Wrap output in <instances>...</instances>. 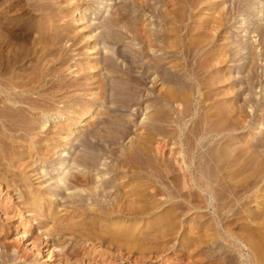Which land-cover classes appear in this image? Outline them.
Instances as JSON below:
<instances>
[{"label": "rangeland", "instance_id": "rangeland-1", "mask_svg": "<svg viewBox=\"0 0 264 264\" xmlns=\"http://www.w3.org/2000/svg\"><path fill=\"white\" fill-rule=\"evenodd\" d=\"M45 262L264 264V0H0V264Z\"/></svg>", "mask_w": 264, "mask_h": 264}, {"label": "bare ground", "instance_id": "bare-ground-1", "mask_svg": "<svg viewBox=\"0 0 264 264\" xmlns=\"http://www.w3.org/2000/svg\"><path fill=\"white\" fill-rule=\"evenodd\" d=\"M102 8H104V7H102ZM213 9L214 8H211L210 10H209V14H212V11H213ZM101 10H103V9H101ZM78 11H79V8H78ZM104 11V10H103ZM105 12V11H104ZM82 19V17H81V14L80 15H78L77 17H76V19H75V21L76 22H79L80 20ZM97 108L95 107V104L94 103H90L87 107H85V108H83V109H81V111H79L78 112V114L79 115H77V122H75V124H74V128H77V127H79V126H83L84 127V125H85V123L90 119V118H93L94 117V115H95V113H97V110H96ZM42 128H44L45 127V125H42L41 126ZM70 129H72V128H69L68 129V131L70 130ZM61 173H63V172H61ZM20 197V196H19ZM26 203V202H25ZM36 211V210H35ZM42 211V210H41ZM28 212V214H27V216H32L33 215V210H31V211H27ZM46 213H47V211H46ZM35 214V213H34ZM39 214V213H38ZM65 226V225H64ZM48 227V226H47ZM22 230L19 232L18 230H16L15 231V234L16 235H19L20 233H22L23 234V237H24V235L26 234L27 235V233L25 232V230H24V226H22ZM51 228V227H50ZM60 229H61V227H59ZM62 228H64V227H62ZM60 229H58V226H56V227H52V229H50L49 230V235H48V230H47V238H55L54 236H53V234L51 235V233H54V232H61V231H59ZM65 229V228H64ZM67 229V228H66ZM70 229V228H69ZM62 230V229H61ZM45 231V230H44ZM73 231V230H72ZM56 233V234H57ZM62 233V232H61ZM68 233V232H67ZM73 233H74V231H73ZM22 234H21V236H22ZM59 234V233H58ZM45 235V234H44ZM54 235H55V233H54ZM71 235V234H70ZM56 236V235H55ZM68 236V235H67ZM26 237V236H25ZM74 237V236H73ZM32 238V236H30V238H28V239H30V240H32L31 239ZM46 238V239H47ZM69 238V237H68ZM72 238V237H71ZM34 239V238H33ZM76 239V238H75ZM56 241V240H55ZM76 241V240H75ZM70 242V241H69ZM69 242L67 243V245H69ZM72 243V242H71ZM28 245H31L32 246V244H27V246ZM71 245V244H70ZM79 245V244H78ZM77 246V243L76 242H73L72 243V246H71V251L72 250H75V248H77L76 247ZM76 252H77V250H76ZM68 253H70L71 254V252L69 251ZM67 253V254H68ZM72 255H74V254H72ZM70 256V255H69ZM47 261H49V259H47ZM44 264H48V262H45Z\"/></svg>", "mask_w": 264, "mask_h": 264}]
</instances>
